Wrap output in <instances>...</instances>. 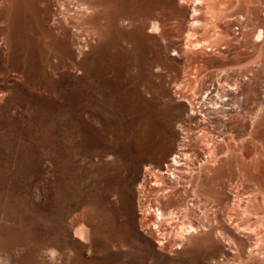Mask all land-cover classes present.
<instances>
[{"label":"rangeland","instance_id":"rangeland-1","mask_svg":"<svg viewBox=\"0 0 264 264\" xmlns=\"http://www.w3.org/2000/svg\"><path fill=\"white\" fill-rule=\"evenodd\" d=\"M263 201L264 0H0V264H264Z\"/></svg>","mask_w":264,"mask_h":264},{"label":"bare ground","instance_id":"bare-ground-1","mask_svg":"<svg viewBox=\"0 0 264 264\" xmlns=\"http://www.w3.org/2000/svg\"><path fill=\"white\" fill-rule=\"evenodd\" d=\"M199 16V15H198ZM255 22V21H254ZM253 27V26H252ZM254 27H255V25H254ZM255 29V28H254ZM228 99V98H227ZM212 101V100H211ZM225 101V100H224ZM213 102V101H212ZM235 103H237V102H235ZM227 105V104H226ZM230 105V104H229ZM224 106V105H223ZM226 109V108H225ZM200 110V109H199ZM221 110V109H220ZM196 112V111H195ZM233 113V112H232ZM243 116V115H242ZM207 118V117H206ZM215 122V121H214ZM203 126V125H202ZM232 127V126H231ZM185 128V127H184ZM206 128V127H205ZM243 130V129H242ZM185 133H187V131L185 132ZM213 134V133H212ZM196 135V134H195ZM209 135V134H208ZM187 136V135H186ZM189 136V135H188ZM187 136V137H188ZM190 136H191V134H190ZM204 136V135H203ZM210 136V135H209ZM200 137V136H199ZM193 138V137H192ZM205 138V137H204ZM236 138V137H235ZM200 139V138H199ZM209 139V138H208ZM214 139V138H213ZM212 139V140H213ZM243 140V139H242ZM167 141V140H166ZM205 141V140H204ZM182 142V141H181ZM191 142V141H190ZM203 142V141H202ZM208 142V141H207ZM209 142H210V140H209ZM246 142V141H245ZM181 144V143H180ZM211 144H213V143H211ZM215 144V143H214ZM205 145V144H204ZM217 145V144H216ZM239 145H240V143H239ZM242 145V144H241ZM247 145V144H246ZM194 146V145H193ZM214 146V145H213ZM243 146H244V144H243ZM198 147V146H197ZM239 147V146H238ZM246 147V146H245ZM201 148V147H200ZM214 148V147H213ZM193 149V148H192ZM195 149V148H194ZM207 149V148H206ZM218 149V148H217ZM243 149V148H242ZM181 150V149H180ZM231 150H232V148H231ZM182 151V150H181ZM205 151V150H204ZM240 151V150H239ZM183 152H184V150H183ZM192 152V151H191ZM179 153V152H178ZM198 153V152H197ZM197 153H195V155L197 154ZM228 153V152H227ZM231 153V152H230ZM234 153H235V151H234ZM181 155H183L186 159L188 158V154H186V153H183V154H181ZM192 155V154H191ZM242 155V154H241ZM199 156V155H198ZM197 156V157H198ZM180 157V155H177L176 153L175 154H172V156L167 160V162L163 165V167L162 166H160V165H157V166H152V167H149V166H147V167H145V171H144V174H143V176H142V179H141V186H145V187H147V188H149V189H156L157 191H161L162 193H163V191H164V189H167L168 188V192L169 191H171V190H169V189H171L173 186H171V185H167V183L169 184V183H173V181H175L174 183H178L179 182V178H181L182 176H181V173H182V175H183V173L184 172H182L183 171V168L185 169V167H183L182 166V163H181V157ZM183 157V158H184ZM208 157V156H207ZM228 157V156H227ZM238 157H239V155H238ZM249 158V157H248ZM193 159V158H192ZM191 159V160H192ZM228 159V158H227ZM243 160V159H242ZM190 161V160H189ZM194 163V162H193ZM207 164V163H206ZM241 164V163H240ZM246 164V163H245ZM191 167V166H190ZM189 167V168H190ZM238 167V166H237ZM188 169V168H187ZM201 169H203V168H201ZM151 170H153V172H150ZM243 175V174H242ZM198 176V175H197ZM203 177V176H202ZM239 177V176H238ZM237 177V178H238ZM188 178V177H187ZM193 178V177H192ZM193 179H195V177L193 178ZM197 180V179H196ZM181 181H183V180H180V182ZM195 181V180H194ZM198 181V180H197ZM197 181H195L196 183H198ZM248 181V180H247ZM180 182H179V184H180ZM192 182H193V180H192ZM202 182V181H201ZM243 182V181H242ZM183 183V182H182ZM225 183V182H224ZM235 183V182H234ZM190 184V183H189ZM194 184V183H193ZM244 184V183H243ZM246 184V183H245ZM183 185V184H182ZM197 186V184L196 185H193L191 188H192V192L194 193V194H196L195 193V187ZM226 186V185H225ZM230 186V185H229ZM144 187V188H145ZM174 187H177V186H175L174 185ZM190 188V187H189ZM141 189V188H140ZM177 189V188H176ZM232 189H234V188H232ZM146 190V189H145ZM182 190V189H181ZM189 190V191H190ZM144 191V190H143ZM149 191V190H148ZM239 191V190H238ZM237 191V192H238ZM146 192V191H145ZM166 193V194H169V193ZM175 192V191H174ZM186 192V191H185ZM218 192V191H217ZM143 193V192H142ZM161 193V194H162ZM160 194V193H159ZM186 194V193H185ZM219 194V193H218ZM222 194V193H221ZM258 194V193H257ZM164 195H165V192H164ZM170 195V194H169ZM187 195V194H186ZM190 196H191V194H189ZM239 195V194H238ZM162 196V195H161ZM242 196V195H241ZM168 197H171V196H168ZM167 196L165 197V198H168ZM172 197H174V196H172ZM171 197V198H172ZM234 197V196H233ZM251 197V196H250ZM196 198H197V196H196ZM215 198V197H214ZM223 198V197H222ZM254 198V197H253ZM187 199V198H186ZM241 199V198H240ZM175 200V199H174ZM183 200H184V198H183ZM230 200V199H229ZM181 201V200H180ZM214 201V200H213ZM251 201V200H250ZM173 202V201H172ZM182 202V201H181ZM180 202V203H181ZM201 202V201H200ZM211 202V201H210ZM215 202V201H214ZM260 202V201H259ZM264 202V201H263ZM174 203V202H173ZM175 203H177L176 201H175ZM174 203V204H175ZM245 203V202H244ZM178 204V203H177ZM200 204V203H199ZM202 204V203H201ZM206 204V203H205ZM243 204V203H242ZM250 204V203H249ZM258 204V203H257ZM260 204H262V203H260ZM142 205H144V204H142V202H141V206ZM240 205V204H239ZM251 205V204H250ZM197 205L195 204V207H196ZM221 206V205H220ZM249 206V205H248ZM259 206V205H258ZM263 206V205H262ZM139 207H140V203H139ZM163 207V206H162ZM179 209H194L195 207H193V204H192V202H191V204H188V202L186 203V202H182L179 206ZM197 209H198V207H196ZM142 209V208H141ZM158 209H160V208H158ZM255 209V208H254ZM208 210H210V209H208ZM246 210V209H245ZM247 210H249V209H247ZM252 210V209H251ZM164 212V211H163ZM163 212H162V210H160V211H158V213H159V215H151V216H148L147 214V216L145 217L144 215V219H143V222L147 225V226H152L151 225V223H154V221H155V219H157V217H159L160 216V219L162 218V217H165V215L163 214ZM188 212V211H187ZM212 212V211H211ZM254 212H256V211H254ZM144 213V212H143ZM171 213H172V211H171ZM170 213V214H171ZM183 213V212H182ZM223 213V212H222ZM228 213V212H227ZM152 214V213H151ZM190 214V213H189ZM244 214H245V212H244ZM164 215V216H163ZM187 215V214H186ZM251 215V214H250ZM253 215H255V214H253ZM142 216V215H141ZM223 216V215H222ZM248 216V215H247ZM167 217V216H166ZM165 217V218H166ZM242 218H243V216H241ZM264 217V216H263ZM142 218V217H141ZM222 218V217H221ZM231 218V217H230ZM235 218V217H234ZM245 218H246V216H245ZM253 218V217H252ZM260 218V217H259ZM262 218V217H261ZM246 219H248V218H246ZM255 219V218H254ZM220 220V219H219ZM230 220V219H229ZM262 220V219H261ZM191 221V220H190ZM257 221V220H256ZM212 222V221H211ZM216 222V221H215ZM233 222H235L234 220H233ZM232 222V223H233ZM254 222V221H253ZM143 223V224H144ZM161 223V222H160ZM159 223V224H160ZM187 223H188V221H187ZM230 223V222H229ZM250 223V222H249ZM261 223V222H260ZM144 224V225H145ZM156 224V223H155ZM196 224V223H195ZM218 224H219V222H218ZM234 224V228L235 229H237V231L239 230L240 232L243 230L240 226H242V225H240V224H238L237 222H235V223H233ZM259 224V223H258ZM145 225V226H146ZM170 225V224H169ZM180 225H181V223H180ZM202 225V224H201ZM142 226V225H141ZM160 226V225H159ZM158 226V227H159ZM199 226V225H198ZM220 226V225H219ZM233 226V225H232ZM248 226V225H247ZM148 227V228H149ZM188 229H193L194 228V225L192 224V223H190V225L188 224ZM254 227V226H253ZM152 228V227H151ZM222 228L224 229V227L222 226ZM226 228V227H225ZM244 228V227H243ZM262 228V227H261ZM264 228V227H263ZM181 229V228H180ZM213 229V228H212ZM150 230V229H149ZM211 230V229H210ZM232 230H233V228H232ZM232 230H228V231H226V232H224V233H227V235L226 236H228V238H230V241H231V239H235L234 237H235V232L233 233V231ZM263 230V229H262ZM224 231V230H223ZM245 231V230H244ZM244 231H242L243 233H244ZM248 231V230H247ZM253 231V230H252ZM192 233V232H191ZM257 233L258 234H260L259 235V238H258V242H260L261 244H262V240L264 239V231H261V230H259V231H257ZM188 234V233H187ZM239 234H241V233H239ZM252 234V233H251ZM179 235H183V232L180 230L179 232H178V236ZM222 235V234H221ZM258 236V235H257ZM250 237H251V235H250ZM255 237V236H254ZM227 238V239H228ZM238 238H236V240H237ZM255 239V238H254ZM229 240V239H228ZM247 240V239H246ZM244 241H245V239H244ZM243 241V242H244ZM251 241V240H250ZM238 242H239V240H238ZM242 242V243H243ZM257 243V242H256ZM247 244V243H246ZM240 246H241V243L239 244ZM254 246V244H249V247H250V252L251 253H253V252H255V251H257V250H259V247L258 248H255V247H253ZM241 248H242V246H241ZM244 248V247H243ZM242 248V249H243ZM239 249V248H238ZM249 251V250H248ZM247 251V252H248ZM249 252V253H250ZM262 255V254H261ZM249 256H250V254H249ZM215 257V256H214ZM254 257V256H253ZM258 257V256H257ZM246 258V257H245ZM247 259H249V258H247ZM256 259V258H255ZM228 260V259H227ZM251 260V259H250ZM260 259H258L257 261H259ZM246 261V260H245ZM240 263V262H239ZM244 263H246V262H244ZM255 263H257V262H255ZM220 264V263H219ZM226 264V263H225ZM242 264V263H241Z\"/></svg>","mask_w":264,"mask_h":264}]
</instances>
